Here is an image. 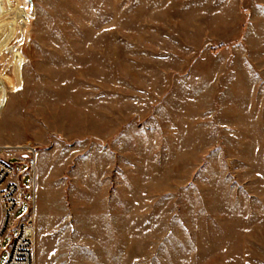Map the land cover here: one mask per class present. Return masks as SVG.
Returning <instances> with one entry per match:
<instances>
[{
	"label": "rangeland",
	"instance_id": "obj_1",
	"mask_svg": "<svg viewBox=\"0 0 264 264\" xmlns=\"http://www.w3.org/2000/svg\"><path fill=\"white\" fill-rule=\"evenodd\" d=\"M0 76L34 264H264V0H0Z\"/></svg>",
	"mask_w": 264,
	"mask_h": 264
},
{
	"label": "built area",
	"instance_id": "obj_2",
	"mask_svg": "<svg viewBox=\"0 0 264 264\" xmlns=\"http://www.w3.org/2000/svg\"><path fill=\"white\" fill-rule=\"evenodd\" d=\"M29 152L17 159L22 161L23 165L29 164L27 173L32 177L30 180L32 188L36 181V153ZM25 179L26 173L22 170L16 171L9 159L0 158V254L5 251L3 240L9 234L16 232L3 264H34L33 216L30 212H26L15 219L22 192L21 183Z\"/></svg>",
	"mask_w": 264,
	"mask_h": 264
},
{
	"label": "bare ground",
	"instance_id": "obj_3",
	"mask_svg": "<svg viewBox=\"0 0 264 264\" xmlns=\"http://www.w3.org/2000/svg\"><path fill=\"white\" fill-rule=\"evenodd\" d=\"M3 48L5 47L6 48H9V44H3L2 46ZM14 63L16 64V69L18 71V74H19V70H20V67H21V64H22V60L19 59V58H14ZM19 81H20V75H19ZM3 85H2V81H1V76H0V90L2 89Z\"/></svg>",
	"mask_w": 264,
	"mask_h": 264
}]
</instances>
